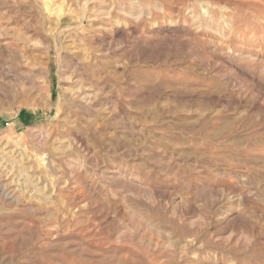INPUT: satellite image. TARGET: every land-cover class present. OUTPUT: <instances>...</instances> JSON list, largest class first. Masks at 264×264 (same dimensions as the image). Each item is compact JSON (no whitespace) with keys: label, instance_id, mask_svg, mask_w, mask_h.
Listing matches in <instances>:
<instances>
[{"label":"rangeland","instance_id":"1","mask_svg":"<svg viewBox=\"0 0 264 264\" xmlns=\"http://www.w3.org/2000/svg\"><path fill=\"white\" fill-rule=\"evenodd\" d=\"M0 264H264V0H0Z\"/></svg>","mask_w":264,"mask_h":264}]
</instances>
